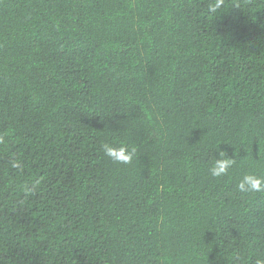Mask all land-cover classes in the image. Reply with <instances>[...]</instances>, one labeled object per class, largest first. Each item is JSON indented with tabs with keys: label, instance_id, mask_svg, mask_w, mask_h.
I'll return each mask as SVG.
<instances>
[{
	"label": "trees",
	"instance_id": "trees-1",
	"mask_svg": "<svg viewBox=\"0 0 264 264\" xmlns=\"http://www.w3.org/2000/svg\"><path fill=\"white\" fill-rule=\"evenodd\" d=\"M247 173L264 0H0V264H255Z\"/></svg>",
	"mask_w": 264,
	"mask_h": 264
},
{
	"label": "clouds",
	"instance_id": "clouds-1",
	"mask_svg": "<svg viewBox=\"0 0 264 264\" xmlns=\"http://www.w3.org/2000/svg\"><path fill=\"white\" fill-rule=\"evenodd\" d=\"M218 7V2L213 3V5L211 6V10L215 11V9ZM135 151L136 149L134 147L128 148L127 146H121L117 148L112 147L110 144L103 145L104 155L110 161L118 164H130L133 160ZM223 155L224 154L221 153V156ZM233 164L234 161L227 158L215 160V163L212 167H210L209 172L215 178L226 176ZM237 189L241 193L264 192V177H261L254 173H247L240 179L237 185ZM255 264H264V259L258 258L255 261Z\"/></svg>",
	"mask_w": 264,
	"mask_h": 264
}]
</instances>
